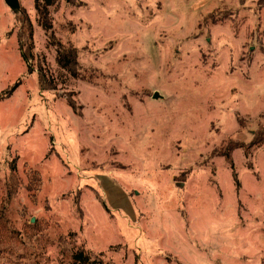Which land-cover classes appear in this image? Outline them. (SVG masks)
<instances>
[{"label": "rangeland", "instance_id": "obj_1", "mask_svg": "<svg viewBox=\"0 0 264 264\" xmlns=\"http://www.w3.org/2000/svg\"><path fill=\"white\" fill-rule=\"evenodd\" d=\"M35 1L0 0V264H264V0Z\"/></svg>", "mask_w": 264, "mask_h": 264}, {"label": "trees", "instance_id": "obj_2", "mask_svg": "<svg viewBox=\"0 0 264 264\" xmlns=\"http://www.w3.org/2000/svg\"><path fill=\"white\" fill-rule=\"evenodd\" d=\"M54 3L53 0H44L42 3H39L38 0L35 1L34 7L38 13L39 20L46 29L51 28V21L49 18V10L48 7L52 6ZM27 43L25 45V49L22 52V57L25 62L29 63L32 61L34 55L32 53L33 46H32V30L30 26L28 25V36H27ZM20 47L23 48V44H20ZM56 63L58 66L66 70L68 73H70L72 76H77L78 73V66L76 61V51L72 47H64L61 43L59 44V48L56 51ZM29 70V68H28ZM44 70L41 68V66L38 65V80L40 83V86L42 88H52L51 85H48L47 87L45 84V78L43 74ZM18 82H16L14 85H12L6 92L5 96L8 98L14 90L18 87ZM71 107L74 108L73 102H68ZM262 136L261 138H258L255 140L254 144L258 147L263 146L264 144V131L261 132ZM226 161L231 164V159L229 153L225 154ZM2 205L0 204V215ZM0 221H2L0 217ZM6 228L3 227V225L0 223V238L2 235H6L5 233ZM59 245L62 246L61 252H62V258L65 260V264H102V261L95 256L90 251H87L85 248L78 246L76 244L75 240H71L69 245L66 243L64 239L59 241ZM1 250V249H0Z\"/></svg>", "mask_w": 264, "mask_h": 264}, {"label": "water", "instance_id": "obj_3", "mask_svg": "<svg viewBox=\"0 0 264 264\" xmlns=\"http://www.w3.org/2000/svg\"><path fill=\"white\" fill-rule=\"evenodd\" d=\"M5 4L13 11H16L19 9V2L18 0H4ZM157 94H154V97H156Z\"/></svg>", "mask_w": 264, "mask_h": 264}]
</instances>
